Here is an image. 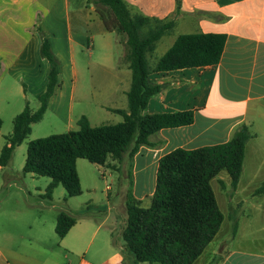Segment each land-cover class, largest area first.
<instances>
[{"label":"crops","instance_id":"crops-1","mask_svg":"<svg viewBox=\"0 0 264 264\" xmlns=\"http://www.w3.org/2000/svg\"><path fill=\"white\" fill-rule=\"evenodd\" d=\"M124 1L134 12L146 17L177 16L174 28L182 26L186 31L183 34L226 35L219 63L153 71L149 75V81L161 89L151 97L145 113L190 110L195 119L191 125L161 129L149 137V145L139 148L131 159L132 195L143 207H148L162 156L177 148L193 150L226 143L238 128L247 125L251 138L245 147L237 185H232L227 171L220 172L211 181L218 186L219 191L214 193L224 220L215 239L195 264H264V191L259 190L264 185V0H181L178 15L175 14L177 0ZM98 5V0H0V85L5 76L10 75L17 94L26 99L30 92L39 101L45 92L50 66L40 53L42 40L36 26L41 21L61 63L58 85L44 117L52 114L67 122L72 130H77L74 126L82 116L88 118L85 112L76 118L73 115L75 101H82L77 97L82 79L81 52L87 53L92 66L103 73V77L100 75L102 88H98V81L95 87L90 83L87 112L92 114V118H88L90 124L94 119L96 123L92 126L103 125L101 119L111 115L116 116V123L122 122L123 116L114 110H129L127 93L132 84V72L126 60L127 36L120 41L124 52H120L117 60L107 35L111 31L106 29ZM97 34L101 36L104 52L96 57ZM155 50L151 57L154 67L157 57L167 52L158 55ZM34 58L38 62H34L37 74L24 80L21 74H26L28 67L33 66ZM115 162L109 157L104 165H95L111 167ZM117 208L120 214L114 216L115 225L107 227L96 244L98 234L109 223L111 210L101 220L88 212L74 215L68 210L76 223L64 237L58 236L56 246L41 251V245L35 246L45 241L40 236L30 238L27 250L9 249L0 244V264H135L122 238L127 216L124 198ZM54 229L56 232V226ZM2 236L6 242H11L10 234ZM215 240V247L205 257ZM93 245H96L94 249Z\"/></svg>","mask_w":264,"mask_h":264},{"label":"trees","instance_id":"trees-1","mask_svg":"<svg viewBox=\"0 0 264 264\" xmlns=\"http://www.w3.org/2000/svg\"><path fill=\"white\" fill-rule=\"evenodd\" d=\"M180 3L181 0H177V15ZM98 4L109 8L115 22L111 24L101 13L106 29L127 36L126 60L132 72V84L127 93L129 110H114L123 116V121L116 124L92 126L88 118L82 116L77 130L37 138L28 144L23 172L49 177L47 195L59 185L65 188L68 197L82 193L78 159L97 165H104L109 157L119 162L125 155L132 159L141 146L150 144L152 134L163 128L191 125L195 116L190 110L145 113L149 100L161 89L149 81V75L153 71L217 64L225 47V34H181L154 67L151 57L156 44L174 28L175 20L146 17L130 9L124 0H98ZM38 30L42 40L40 53L50 66L47 87L39 97L41 105L36 112L27 105L15 117L13 133L0 156L2 167L9 164L15 149L31 133V125L43 119L58 85L60 60L49 36L41 26ZM2 125L0 118V135ZM250 138L249 127L242 125L226 143L193 150L177 148L160 158L150 205L143 207L132 192L126 200L122 238L135 264H195L215 239L224 220L211 181L220 172L227 171L232 185H237ZM259 190L264 191V185ZM75 223V217L61 211L56 233L64 237Z\"/></svg>","mask_w":264,"mask_h":264},{"label":"rangeland","instance_id":"rangeland-1","mask_svg":"<svg viewBox=\"0 0 264 264\" xmlns=\"http://www.w3.org/2000/svg\"><path fill=\"white\" fill-rule=\"evenodd\" d=\"M99 11L109 19L111 24L112 14L109 8L98 5ZM178 19L177 16L171 17L170 20ZM41 21L37 22V32L40 33L38 27L41 26ZM43 28V27H42ZM44 33L50 38V34L43 28ZM186 31L182 26L175 27L167 35H165L156 45V54L162 55L173 43L176 36L185 33ZM112 44L113 52L118 60L120 52H124V45L120 43L126 37L124 33H120L116 30L108 33ZM100 34L95 36V55L96 57L104 52L102 50ZM22 42L23 38L21 37ZM61 45V42H58ZM40 57V56H39ZM161 57V56H160ZM157 57V58H160ZM82 62H79V70L81 81L78 86L77 93L81 97L82 101H75L73 107V115L84 114L88 118H92V114L88 112V96L91 94V86H96L99 82L98 88L104 86L100 83V75L103 77V73H99V69L92 66L89 55L87 53H80ZM80 60V61H81ZM155 60V59H154ZM38 63L34 58L31 61L33 66L28 67L26 74L22 73L21 76L25 80L30 79L32 75H36L34 67ZM116 63V62H115ZM154 61L151 60L153 66ZM116 66L113 69L116 72ZM35 74H34V73ZM14 79L10 75H6L2 84L0 85V118L3 121L1 136H0V156L4 146L8 145V138L12 135L14 130V119L21 113L27 105L33 112H36L40 108V102L32 97V93H28L27 99L22 94H17L14 87ZM21 85V84H19ZM11 90V91H10ZM103 90V89H102ZM100 93V92H99ZM103 94V92H102ZM85 99V100H84ZM112 102V101H111ZM110 102V104H111ZM109 104V103H107ZM22 106V108H21ZM73 116V117H74ZM116 116L104 117L100 122L102 124H116ZM96 121L93 119V123ZM77 125V124H76ZM72 128V127H71ZM68 127L67 122L64 120L55 118L52 114H47L43 120L32 125V131L22 143L17 147L12 160L7 166H0V244L9 249L27 250L30 245V238L43 237L44 242H39L35 246H40V250L48 249L51 245H57L58 235L55 232V226L58 215L61 211H72L74 215H78L81 212H88L92 214L95 219L101 220L106 217L111 210V218L109 223L102 230L95 240V244L98 243V239L102 236L107 227H113L115 225L114 216L120 214L118 211V205L124 200H127L128 195L131 192V158L125 155L123 160L119 162L116 160L115 165L111 167H98L97 165L89 162L86 159L79 160L77 170L81 181L82 193L78 196L68 197L65 188L62 185L56 187L51 195H47V189L51 183V179L46 176H38L36 174L23 172L25 165L28 144L37 138L47 137L53 134L66 133L72 130ZM78 129L79 126H74ZM74 130V129H73ZM212 188L214 192H218V186L215 182H212ZM226 229L224 228V231ZM3 234H10L11 242H6L3 238ZM215 244L208 248V252L205 257L212 251ZM53 246V247H55ZM96 245L92 246V249ZM58 247V246H57ZM57 249V248H56ZM59 249V247H58ZM200 264V262L198 263Z\"/></svg>","mask_w":264,"mask_h":264}]
</instances>
